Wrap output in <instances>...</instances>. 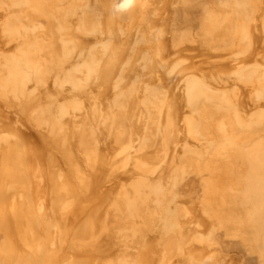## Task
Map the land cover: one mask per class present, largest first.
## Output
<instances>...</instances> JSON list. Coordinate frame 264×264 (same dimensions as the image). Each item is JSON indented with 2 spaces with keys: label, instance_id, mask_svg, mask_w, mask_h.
<instances>
[{
  "label": "bare ground",
  "instance_id": "bare-ground-1",
  "mask_svg": "<svg viewBox=\"0 0 264 264\" xmlns=\"http://www.w3.org/2000/svg\"><path fill=\"white\" fill-rule=\"evenodd\" d=\"M0 264H264V0H0Z\"/></svg>",
  "mask_w": 264,
  "mask_h": 264
}]
</instances>
